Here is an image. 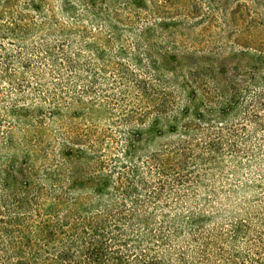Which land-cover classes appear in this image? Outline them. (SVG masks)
<instances>
[{
  "label": "rangeland",
  "instance_id": "1",
  "mask_svg": "<svg viewBox=\"0 0 264 264\" xmlns=\"http://www.w3.org/2000/svg\"><path fill=\"white\" fill-rule=\"evenodd\" d=\"M14 24L17 40L0 43L19 83L4 93L43 107L80 98L68 104L79 114L52 128L100 150L119 148L120 131L139 134L133 163L146 180L136 187L159 206L155 220L188 207L217 221L264 214V0H0V27ZM43 76L64 90L24 86ZM191 126L199 130L180 145ZM184 146L186 182L150 198L156 164Z\"/></svg>",
  "mask_w": 264,
  "mask_h": 264
},
{
  "label": "trees",
  "instance_id": "2",
  "mask_svg": "<svg viewBox=\"0 0 264 264\" xmlns=\"http://www.w3.org/2000/svg\"><path fill=\"white\" fill-rule=\"evenodd\" d=\"M16 27L2 25L0 37L17 40ZM6 53L0 43V264H264V214L217 221L204 207H188L155 220L159 206L147 205L136 187L146 180L133 163L139 134L120 131L119 148L107 143L102 151L97 139L87 145L55 131L57 118L67 111L79 114L68 104L81 99L69 95L47 107L18 105L22 95L8 96L19 83L11 69L16 60ZM38 80L24 86L64 90L44 76ZM198 130L182 127L180 145ZM58 135L61 141L50 139ZM212 146L196 148L209 153ZM187 153L193 149L178 147L155 171L150 167L157 175L150 198L186 182L180 164Z\"/></svg>",
  "mask_w": 264,
  "mask_h": 264
}]
</instances>
